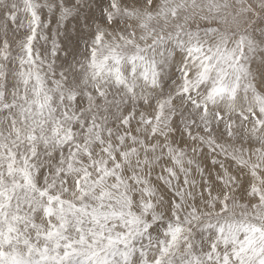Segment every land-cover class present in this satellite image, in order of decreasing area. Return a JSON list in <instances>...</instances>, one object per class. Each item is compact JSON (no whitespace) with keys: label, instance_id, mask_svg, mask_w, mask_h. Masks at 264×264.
Wrapping results in <instances>:
<instances>
[{"label":"snow or ice","instance_id":"obj_1","mask_svg":"<svg viewBox=\"0 0 264 264\" xmlns=\"http://www.w3.org/2000/svg\"><path fill=\"white\" fill-rule=\"evenodd\" d=\"M0 264H264V0H0Z\"/></svg>","mask_w":264,"mask_h":264}]
</instances>
